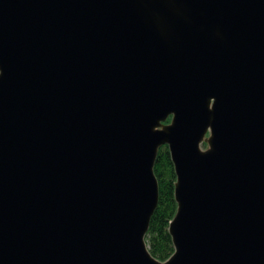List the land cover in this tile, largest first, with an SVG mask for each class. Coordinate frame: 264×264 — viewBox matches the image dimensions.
I'll use <instances>...</instances> for the list:
<instances>
[{"label":"water","instance_id":"water-1","mask_svg":"<svg viewBox=\"0 0 264 264\" xmlns=\"http://www.w3.org/2000/svg\"><path fill=\"white\" fill-rule=\"evenodd\" d=\"M0 264H264V0H0Z\"/></svg>","mask_w":264,"mask_h":264},{"label":"trees","instance_id":"trees-1","mask_svg":"<svg viewBox=\"0 0 264 264\" xmlns=\"http://www.w3.org/2000/svg\"><path fill=\"white\" fill-rule=\"evenodd\" d=\"M154 170L159 181L160 199L146 239L153 256L165 261L175 250L169 226L178 209L175 198L177 174L168 145L160 147Z\"/></svg>","mask_w":264,"mask_h":264}]
</instances>
